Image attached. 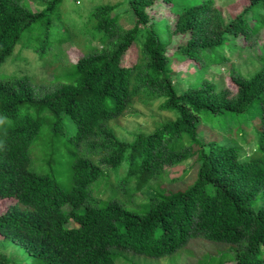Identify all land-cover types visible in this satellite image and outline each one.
<instances>
[{
  "label": "trees",
  "instance_id": "trees-1",
  "mask_svg": "<svg viewBox=\"0 0 264 264\" xmlns=\"http://www.w3.org/2000/svg\"><path fill=\"white\" fill-rule=\"evenodd\" d=\"M36 1H43L39 11L24 0H0V65L37 27L42 34L36 51L42 59L54 42L72 38L68 29L58 32L53 25L64 0ZM157 1L96 7L86 27L98 46L88 44L66 76H54L57 86L51 91L40 94L30 75H0V202L15 201L0 215V239L24 248L30 255L26 264H116L114 250L161 258L196 237L232 244L238 264H264V63L251 78L234 68L235 92L208 79L179 91L171 65L178 55L207 68L228 64L231 40L253 45L262 39L264 20L251 24L250 13L264 10V0H249L230 19L217 0H163L176 17L173 30L167 24L165 41L149 13ZM121 7L131 14L129 27L120 23ZM176 35L183 40L169 56ZM157 100L160 111L176 117L132 142L120 139L114 124L134 102L152 106ZM253 106L260 110L259 141L247 160L235 145L199 138L203 117L244 114ZM45 113L55 116L51 153L58 148L63 118L75 125L65 145L68 188L53 173L32 167L30 147L49 121ZM57 157L53 154L48 165ZM192 157L198 167L193 184L185 190L172 186L185 180L188 169L162 187L167 167ZM150 189L154 195L135 202L138 193ZM70 222L77 226L69 227ZM224 257L221 264L227 263ZM0 262L11 264L4 258Z\"/></svg>",
  "mask_w": 264,
  "mask_h": 264
},
{
  "label": "rangeland",
  "instance_id": "rangeland-1",
  "mask_svg": "<svg viewBox=\"0 0 264 264\" xmlns=\"http://www.w3.org/2000/svg\"><path fill=\"white\" fill-rule=\"evenodd\" d=\"M34 11L43 8V1L24 0ZM124 0H64L60 9V18L54 20V27L58 32L66 29L72 33V38L59 45L54 42L53 47L45 59H42L36 48L41 42L42 29L35 28L33 31L24 35L21 43L17 46L14 54L0 65V75H30L34 77L36 88L40 94L53 90L57 83L53 81L54 76H66L70 72L69 67L83 56V51L88 44L98 46V42L87 32V19L93 10L102 4H118ZM249 5V0H217V6L223 11L226 19L234 18ZM117 13H121L120 23L129 27L132 23L131 14L127 7H121ZM152 21L157 22L155 28L162 41L168 39L167 24L171 30L174 29L176 17L170 12V5L163 0L157 3L149 10ZM264 10H255L250 13L251 24L263 23ZM166 21V23H165ZM183 40L182 36L176 35L172 38V43L168 47V55L171 56ZM230 49L226 50L230 62L228 64H211L210 67L202 66L194 60H187L184 56H175L171 60L173 80L179 91L185 90L190 82L199 79H208L221 87H228L232 92L236 88L232 84L231 73L238 70L248 78L254 76L260 71L264 63V35L257 43H245L239 39L236 44L229 42ZM236 48L243 49L238 51ZM234 49V50H231ZM240 49V50H241ZM59 55L55 60L56 55ZM133 63L137 58V51L134 49L131 55ZM51 61L52 64H46ZM55 68V71H54ZM233 68V70L231 69ZM235 68V69H234ZM160 102L157 100L154 104L145 105L142 102H134L133 106L116 124L115 130L120 139L126 142H132L140 133L149 134L153 132L159 123L174 119L176 116L171 112H162L159 109ZM49 121L43 125L40 135L30 147V156L33 169L43 174H54L64 188L70 186L69 176V157L65 145L70 143L68 136L75 133L74 123L67 117H64L63 132L56 140L58 148L51 153L49 145L55 140L51 125L55 116L45 113ZM259 120L260 110L258 106H253L244 114H217L207 115L198 123V136L206 142L218 141L228 145H235L242 153L246 154L242 160H247L248 155L256 151L259 141ZM187 144V142H184ZM75 144L71 145V150H75ZM57 154V162L48 165L52 155ZM196 157L186 160L180 165L167 167L166 180L162 187H169L168 180L181 178L186 171L188 175L185 180L176 182L174 189H188L196 179L198 167L195 166ZM124 175H121V177ZM188 186H185V182ZM134 184H131L133 187ZM183 188H181V187ZM104 187H102L103 190ZM101 190V192H102ZM155 190L150 189L145 194L138 193L135 202H143L146 197L154 195ZM125 199V197L122 195ZM14 200L0 202V215L10 206L14 205ZM134 206V204H133ZM131 207V206H130ZM69 227H76L77 224L70 222ZM236 247L230 243L212 242L204 237L193 238L189 244L174 254L161 258H152L145 255L135 254L130 251L114 250L117 254L116 264H221L222 255L225 254V264H238L234 253ZM0 258L11 261V264H26L30 255L24 248L8 240L0 239ZM223 258V259H224ZM0 264H7L2 263Z\"/></svg>",
  "mask_w": 264,
  "mask_h": 264
}]
</instances>
